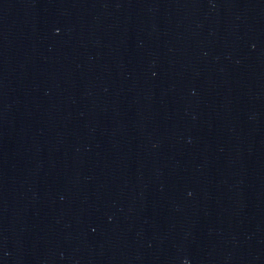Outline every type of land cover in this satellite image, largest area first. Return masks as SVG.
Listing matches in <instances>:
<instances>
[{"label": "water", "instance_id": "95a60500", "mask_svg": "<svg viewBox=\"0 0 264 264\" xmlns=\"http://www.w3.org/2000/svg\"><path fill=\"white\" fill-rule=\"evenodd\" d=\"M0 264H264V0H0Z\"/></svg>", "mask_w": 264, "mask_h": 264}]
</instances>
